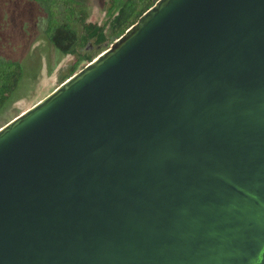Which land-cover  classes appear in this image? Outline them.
<instances>
[{
  "label": "water",
  "instance_id": "1",
  "mask_svg": "<svg viewBox=\"0 0 264 264\" xmlns=\"http://www.w3.org/2000/svg\"><path fill=\"white\" fill-rule=\"evenodd\" d=\"M0 264H264V0H157L0 127Z\"/></svg>",
  "mask_w": 264,
  "mask_h": 264
},
{
  "label": "trees",
  "instance_id": "2",
  "mask_svg": "<svg viewBox=\"0 0 264 264\" xmlns=\"http://www.w3.org/2000/svg\"><path fill=\"white\" fill-rule=\"evenodd\" d=\"M156 1L111 0V5L106 10L107 21L104 24L109 29L108 36L104 34L103 28L84 24L85 6L80 1L22 0L19 7L5 8L1 17V31H3L4 36V33L7 35L10 30L12 36L10 41L3 40L0 42V117L24 95L22 92H25L27 83L23 84L25 73L23 59L32 38L37 33L35 29L39 27L41 21L46 23L44 29L46 36L55 49L61 50L60 52L64 56H77V60L70 68L68 75L61 78L60 84H62L77 72V67L82 61H85L87 65L95 59L106 49L103 47L104 43L109 41L110 46ZM61 12H67L68 15L63 20L58 21L56 16ZM75 16L79 17L76 20L80 21L79 32L81 34L70 23ZM14 32H16L15 35ZM88 42L91 43L92 47L84 50L83 48ZM34 74L31 72L32 76L29 75L33 77Z\"/></svg>",
  "mask_w": 264,
  "mask_h": 264
},
{
  "label": "rangeland",
  "instance_id": "3",
  "mask_svg": "<svg viewBox=\"0 0 264 264\" xmlns=\"http://www.w3.org/2000/svg\"><path fill=\"white\" fill-rule=\"evenodd\" d=\"M76 1L82 2V4L85 6L84 24L97 28H103L104 34L108 36L109 29L107 26H104V24L107 21L106 10L110 7L111 0ZM21 3L22 0H0V42L3 40L10 41V37L12 36V31L10 30L7 32V35L6 33H4V36L3 31H1V17L2 13H4V9H9L10 7H19L21 6ZM67 15V12H61L56 16V19L58 21H61ZM13 19H15V17H13ZM76 19H79V17H73L70 23L79 32L80 21ZM45 28L46 23L44 21H41L39 27L35 29L37 33L32 38L23 59V67L25 69L23 84L27 83L26 90L25 92H22V95L23 93L24 95L18 101H16L10 108H8L0 117V127H2L14 117L18 116L22 112L32 107L34 104H36L48 94H50L52 91H54L59 86L61 78L65 75H68L70 68L77 60L76 55L64 56L60 52L61 50L55 49L48 41L44 30ZM13 34L15 35L16 32H14ZM79 34H81V32H79ZM108 43L109 41L104 43L103 47H109ZM91 47V43L88 42L83 49L87 50L91 49ZM85 65L86 62L82 61L77 67V72L80 71ZM31 72L35 73L33 77H31Z\"/></svg>",
  "mask_w": 264,
  "mask_h": 264
},
{
  "label": "bare ground",
  "instance_id": "4",
  "mask_svg": "<svg viewBox=\"0 0 264 264\" xmlns=\"http://www.w3.org/2000/svg\"><path fill=\"white\" fill-rule=\"evenodd\" d=\"M60 85H61V84H60ZM60 85H59V86H60Z\"/></svg>",
  "mask_w": 264,
  "mask_h": 264
}]
</instances>
